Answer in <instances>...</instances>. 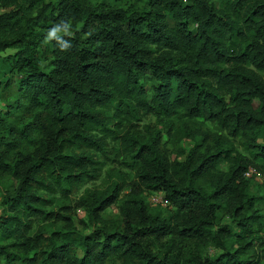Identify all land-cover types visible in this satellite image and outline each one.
Returning a JSON list of instances; mask_svg holds the SVG:
<instances>
[{"label":"trees","instance_id":"16d2710c","mask_svg":"<svg viewBox=\"0 0 264 264\" xmlns=\"http://www.w3.org/2000/svg\"><path fill=\"white\" fill-rule=\"evenodd\" d=\"M125 1L0 0V52L16 49L0 58L15 78L0 80V96L11 93L0 114V264L264 262V206L248 196L245 175L264 169V0L117 6ZM61 21L74 24L60 36L67 50L47 39ZM151 112L223 133L190 122L186 135L197 141L170 158L160 131L123 124ZM113 163L133 178L84 192L78 204L93 228L82 233L63 202ZM144 190L163 192L173 212H155ZM116 202L118 221L102 214ZM209 242L224 251L193 252Z\"/></svg>","mask_w":264,"mask_h":264},{"label":"rangeland","instance_id":"374dc122","mask_svg":"<svg viewBox=\"0 0 264 264\" xmlns=\"http://www.w3.org/2000/svg\"><path fill=\"white\" fill-rule=\"evenodd\" d=\"M54 1V0H51ZM86 4H99L101 0H83ZM130 3V0H127L123 3L118 4L117 6L127 7ZM6 11L3 7L0 6V13ZM74 24H72L73 26ZM16 49L10 48L6 49L5 51L0 52V58L6 56L7 54L13 53ZM48 55L46 54L45 57L42 58L41 63L45 64L48 60ZM6 67H0V80L4 77L10 78V83L12 86L15 85V78H12L6 69ZM11 93L8 95L0 96V114L5 110V99H10ZM192 122V126L199 131H209V132H218L223 133V130H220L214 122L210 121H203L200 118L190 119L184 115L180 114H172L170 116H164L157 112H151L148 114H137L132 118L130 121L123 123L126 129L136 128L138 127L141 134L148 135V130H158L162 133V141H164V147L167 148L168 154L170 158L175 157L176 153L181 152L180 158L183 159L185 156V152L188 151L192 145L197 141L198 137L195 138H188L186 129V125ZM113 123H110L109 127L114 128L115 126ZM235 148L247 155L252 157L251 153L244 149L240 143L236 140L232 141ZM184 154V155H183ZM259 164H263V161H258ZM121 173H125L129 176V179L133 178V173L125 165L121 163H113L105 165L101 171V175L98 179L94 181L87 182L83 184L80 189L68 197V200L63 202V204H68L67 207L70 209L67 212H70L74 215L73 219V226L76 230L82 233H88L93 228V222L89 216V213L83 207H80L78 204V199L84 195L86 190H90L92 192L102 193L104 191L109 190V187L116 181H120L119 175ZM250 179L249 187L247 190L248 196H258L259 201L262 202L264 206V169L263 171H253L248 176ZM129 189L125 188L120 193V197L124 194L128 193ZM146 195L147 200L150 202L151 208L159 214L162 215H169L173 212L174 208L169 206L168 203L164 199L163 192L156 191V192H148L144 190L142 192V196ZM59 200L58 195H56L55 199L53 200L56 202ZM2 208L1 199H0V210ZM61 212V210H60ZM103 215H108L114 218L115 220H119L118 214V202L110 205L106 208L105 211L102 212ZM219 224L229 227L232 232H237L238 228L235 225L234 221L231 220L229 216L221 215L218 218ZM36 226H45V228H53L52 225H49L47 221L38 220ZM260 236L264 239V231L260 233ZM224 249L216 243L209 242L206 245L200 246L198 248L193 249V252L199 254L201 258L209 257L214 258L219 256ZM256 257V256H255ZM258 264H264L261 261Z\"/></svg>","mask_w":264,"mask_h":264},{"label":"clouds","instance_id":"9594fccd","mask_svg":"<svg viewBox=\"0 0 264 264\" xmlns=\"http://www.w3.org/2000/svg\"><path fill=\"white\" fill-rule=\"evenodd\" d=\"M71 21H61L59 24H57L55 27H53L47 34V39H57L60 41L61 34L63 35H71ZM62 50H67L70 45H68L64 41H60Z\"/></svg>","mask_w":264,"mask_h":264},{"label":"built area","instance_id":"2783aa9c","mask_svg":"<svg viewBox=\"0 0 264 264\" xmlns=\"http://www.w3.org/2000/svg\"><path fill=\"white\" fill-rule=\"evenodd\" d=\"M255 169L249 168L248 171L245 173V175L248 177L250 173H252Z\"/></svg>","mask_w":264,"mask_h":264}]
</instances>
